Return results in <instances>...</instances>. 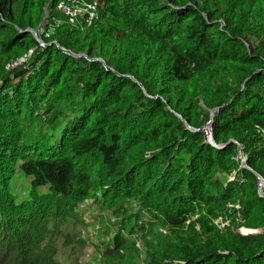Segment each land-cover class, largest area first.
I'll list each match as a JSON object with an SVG mask.
<instances>
[{
	"label": "trees",
	"instance_id": "1",
	"mask_svg": "<svg viewBox=\"0 0 264 264\" xmlns=\"http://www.w3.org/2000/svg\"><path fill=\"white\" fill-rule=\"evenodd\" d=\"M61 1L0 0V264H60L59 240L86 243L68 227L89 199L170 224L204 210L206 241L161 237L145 264H264V233L238 231L264 227V0H88V24ZM117 209L96 254L134 264L123 249L143 223Z\"/></svg>",
	"mask_w": 264,
	"mask_h": 264
},
{
	"label": "rangeland",
	"instance_id": "2",
	"mask_svg": "<svg viewBox=\"0 0 264 264\" xmlns=\"http://www.w3.org/2000/svg\"><path fill=\"white\" fill-rule=\"evenodd\" d=\"M47 16L48 11L46 12L42 24L47 22ZM77 20L78 14L76 15L75 22H77ZM36 38L41 44H43L37 31ZM81 54L86 56L84 53H80V55ZM197 105H199L201 108H204L201 100L197 102ZM238 157L243 158L241 149L238 151ZM29 187V176L21 175L19 173L14 176L11 181L10 188L16 202H21L27 197ZM236 207L238 208V205ZM149 208L150 210L145 211L140 207L136 200L127 201L119 206L118 209L115 207V210L117 209L123 213L133 214L138 211V219L143 223L138 224V231L136 234L132 233L131 236L126 237V243L123 249L125 256L129 259H132L134 264H145L150 253L148 246L152 244L155 245L157 240L161 237H167L174 244L181 246L187 242H193V231H196L198 234H200L199 238H201L202 241H206V238L209 234L202 232V223L207 226L209 225L210 220L205 217L203 209L197 208L193 216L186 220L185 223L170 224L165 221L160 208L155 206H151ZM80 209L83 215L84 224L72 223L69 225L68 231L70 234L73 232L80 233L86 243L85 245L77 243V239H80L77 237L74 241L73 239L70 240L68 245H65L64 247L61 245V241L59 240L56 258L60 264L107 263V261H105L106 259H103L101 255L96 254L97 250L95 247V242L104 240L107 237H112L114 235L116 227L114 226V223L111 222H116V220L119 219L116 217L118 213H116L115 210L112 212L102 208L98 202L92 199L86 200L81 205ZM154 214H158L161 219L157 220L159 217L155 216L156 221H154V224H147L149 217L152 219ZM212 223L218 227H222L227 224V221L222 216H220L215 218ZM108 224L109 226H106ZM238 231L242 234L264 233V227H240ZM100 247H102V245H100Z\"/></svg>",
	"mask_w": 264,
	"mask_h": 264
},
{
	"label": "built area",
	"instance_id": "3",
	"mask_svg": "<svg viewBox=\"0 0 264 264\" xmlns=\"http://www.w3.org/2000/svg\"><path fill=\"white\" fill-rule=\"evenodd\" d=\"M59 10L63 15L71 19H75L76 15L78 14V20L80 22H84V24H88L89 22L95 20L98 15L96 4L88 0H62L59 4ZM13 64H16V62H14ZM216 112L217 109L210 112V118L202 127V131L204 133L206 141L208 143H212L213 145L214 142L212 141V120L213 115L216 114ZM258 185L259 188L262 185L264 186V181L261 177H258Z\"/></svg>",
	"mask_w": 264,
	"mask_h": 264
},
{
	"label": "water",
	"instance_id": "4",
	"mask_svg": "<svg viewBox=\"0 0 264 264\" xmlns=\"http://www.w3.org/2000/svg\"><path fill=\"white\" fill-rule=\"evenodd\" d=\"M31 32H32V34L34 35V37L36 38V30H31ZM37 39V38H36ZM81 55H83V54H81ZM80 54L78 55V56H81ZM100 61H102V63H103V65L105 66L106 65V60H103V59H99ZM178 115V114H177ZM180 118H181V116L180 115H178ZM187 127L188 128H190V129H192V130H196V129H194L193 127H191V126H189L188 124H187ZM213 142H214V140H212ZM231 141H234L233 139H231L229 142H231ZM242 166L243 167H245V168H249L246 164H242ZM250 169V168H249ZM258 177H260L259 175H258ZM264 181V180H263ZM259 195L260 196H262V197H264V186L262 185L260 188H259Z\"/></svg>",
	"mask_w": 264,
	"mask_h": 264
}]
</instances>
